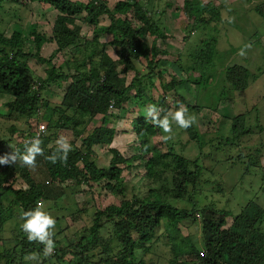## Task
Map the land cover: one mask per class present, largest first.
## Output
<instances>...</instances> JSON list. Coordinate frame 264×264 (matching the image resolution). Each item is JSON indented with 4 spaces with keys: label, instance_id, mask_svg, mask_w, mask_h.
<instances>
[{
    "label": "trees",
    "instance_id": "16d2710c",
    "mask_svg": "<svg viewBox=\"0 0 264 264\" xmlns=\"http://www.w3.org/2000/svg\"><path fill=\"white\" fill-rule=\"evenodd\" d=\"M7 2L23 5L21 0H0V8ZM27 2L51 6L58 11V15L50 39L39 34L35 29L32 32L35 53L26 51L21 33L16 31L9 38L0 32V93L12 97L4 103L8 114L14 115L17 119L27 118L29 121L35 117L38 123H42L39 114L46 108L43 118L50 128L72 130L81 135L87 132L93 118L101 117V123L91 134L82 139L80 147H73L65 152L60 146L57 147L58 145L50 146L51 139L47 133L40 140L41 152L36 155L32 164L17 159L8 166L0 165V202L2 203L4 195L13 193L14 199L9 202L8 207L12 211L17 207L16 212L24 222V212L34 209L37 202L41 204L48 200L55 205L59 203L61 191L69 183L88 185L106 181L110 189L119 191L123 177L121 166L130 167V163L137 159L145 163L147 176H156V173L160 172L159 178H161L164 170L172 168L174 179L169 191L175 199H182L189 189L196 190L198 179L202 176L200 161L198 159L192 161L176 155L172 166V163L167 161L172 149L162 153L152 144L160 127L155 125L151 118L143 115L149 107L148 103L153 105L156 103L159 107L164 105L166 93L177 91L178 83L191 81L189 77H181V82H178L175 77L169 83L159 79L156 83L157 76L160 77L165 72L159 65V56L168 53L164 43L170 36L166 31V23L162 25L160 21L153 20L140 0H120L112 6L107 0L87 2L28 0ZM192 9V4L187 0L184 3V11L189 15V19H193L192 28L196 29V26L200 25L199 29H205L211 22L221 21L220 12L215 8L208 9L209 18L204 15L192 18ZM256 11L264 18L263 8H257ZM104 16L110 20L108 26L99 25L100 19ZM79 20L99 26L97 29L101 34L113 35L111 44L121 48L119 61L125 65L121 71L115 68L113 59L104 52L99 64L93 62L94 57L99 55L98 49L89 51V54L84 51L85 59L77 58L73 68L71 70L67 68L68 71H63L62 67L57 68L53 64L54 52L50 57L42 55L43 47L49 42L56 44V53L68 51L81 37L82 22L79 23ZM212 28L216 30L214 26ZM191 32L190 28L188 35L184 36L185 41L190 35L192 36ZM94 41L97 43L98 38ZM216 45V35L205 37L200 40L196 49L188 54V57L194 60L193 64L201 69L197 80L194 81L199 86L210 81L211 75H207L206 72L214 70L217 65ZM30 57L50 66L45 77L35 79L26 61ZM182 58L180 55L179 60ZM87 60L91 66L89 69L86 68L89 65ZM140 60L146 65V73L140 72L135 65ZM182 63L176 61L171 64L177 76H182L185 72ZM235 67L240 68L241 76L234 74ZM242 67L235 63L231 64L230 61L226 70L230 74L229 79L235 90L246 88L252 79L249 75L250 70ZM157 70H159L158 74ZM131 72L134 74L129 81L128 76ZM68 82L70 85L61 106L52 110L51 107L47 108L50 105L42 95L46 88ZM146 86L149 89L147 91ZM157 93L160 95L158 99ZM181 101L185 103L183 106L186 108V113L188 109H192L182 97ZM175 103L178 109L181 102ZM134 108L139 113L135 119H132L131 126L136 131L140 143L139 155L134 156L133 159H125L117 149H112L109 166L100 168L96 164L93 151L97 145L112 141L114 127H109L110 117L115 116L116 112L119 115L115 119H121ZM49 109L50 112L47 113ZM57 115L58 119L55 121ZM247 118L246 114L230 118V131L228 129L224 135L225 146H234L236 141L242 144L243 138L253 134ZM31 130L32 126H29L28 131ZM262 133L263 131L260 134ZM192 134L191 138L199 143H197L199 147H204L205 143L199 133L196 131ZM25 146H19L20 153H23ZM256 151L257 156L262 154L261 149ZM8 154L4 146L0 150V156ZM52 156L56 157L55 162L50 159ZM248 156L252 159L250 166H257L259 156L255 157L253 149H248ZM35 170L39 171L38 175L32 173ZM40 175L42 178L38 179ZM153 197L146 199L135 197L132 201L123 199L120 205L112 204L98 210L92 227L88 229L89 232L84 233L75 248L63 247L62 242L58 240L63 228L58 225L59 233H54L51 229V238L57 246L55 256L60 258V263L63 264H147L146 256L160 244L164 245L165 240V244L169 245V264H264V208L258 203L248 202L239 214H233L230 211L217 209L213 205H205L200 210L197 207L192 211L179 209L163 200L157 193H153ZM3 214L0 213L1 223L4 222ZM79 217L74 219L78 220L81 218ZM103 217L113 224L109 236L101 235L106 226ZM64 218L65 216L55 218V225L60 224L61 219ZM191 218L195 221H198V218L202 220L201 247H198L190 237L177 235L181 233L179 225ZM164 227L165 234L158 236L159 229ZM15 239L19 240L16 237ZM22 243V248H26L31 256L34 254L43 257L45 254V245L38 240H27ZM67 251L73 255V260L68 259V262ZM6 257H9L7 264H20L19 261L16 262L15 257L7 256L6 253L0 254V259ZM53 259L54 256L49 261ZM45 260L48 261L46 258Z\"/></svg>",
    "mask_w": 264,
    "mask_h": 264
},
{
    "label": "rangeland",
    "instance_id": "374dc122",
    "mask_svg": "<svg viewBox=\"0 0 264 264\" xmlns=\"http://www.w3.org/2000/svg\"><path fill=\"white\" fill-rule=\"evenodd\" d=\"M27 1L21 0L23 5L7 2L0 8V32L9 38L16 31L21 33L26 51L35 53L32 32L35 29L39 34L50 39L58 11L45 4L28 3ZM83 1L87 2L88 0ZM107 1L112 6L120 0ZM140 1L146 6L153 20L160 21L162 25L166 23V31L170 35L169 40L164 42L168 49L167 55L159 56V65L165 72L162 76H157L156 83H158V79L169 83L175 77L178 82H181V77H189L191 80L188 83H178L177 91L166 93L164 105L160 107L156 103L154 105L160 110L162 118L168 112L176 111L175 102L185 104L181 101L182 97L187 104L192 106V109L187 110L186 117H192L193 122L185 128L170 121L171 131L165 133L160 128L159 133L152 140V144L162 153H167L172 149L171 155L167 157V161L171 162L172 166L174 165L173 158L176 155L184 156L192 161L198 159L202 167V176L198 179L196 190L189 189L182 199H175L169 191L174 179V171L171 167L163 171L161 178H159L160 172H157L156 176H147L145 163L141 159L132 161L130 167L121 166L123 177L119 191L110 189L106 181L88 185L69 183L67 187H62L64 189L61 191L59 203L55 205L48 200L41 203L43 210L54 219L65 216L64 219H61L60 224H56L52 228L54 233H59L58 225L63 228L62 234L58 236L63 247L75 248L77 246L84 233H88V229L92 227L98 210L105 209L112 204L120 205L123 199L132 201L135 197L154 198L153 193L159 194L172 206L189 211L197 207L200 210L205 205H213L217 209L239 214L244 206L251 201L264 208V18L256 11L257 8L264 9V0H188L193 8L192 18L202 15L209 18L210 15L207 14V11L210 8H215L220 12L221 21L211 22L205 29H199L200 25H197L196 29L192 28L193 19H189V15L184 11V3L187 0ZM78 22L81 23L82 20ZM81 24V37L68 51L56 53V44L49 42L43 47L42 55L50 57L54 52L53 64L57 68L62 67L63 71H68L73 68L77 58L85 59L83 53L89 54V51L98 49L99 55L94 57L93 62L99 64L104 52L110 55L115 63V68L121 71L125 65L119 61L121 48L111 44L113 35L101 34L97 29L99 26L84 22ZM109 24L110 20L106 16L99 21L101 26ZM213 26L216 30H213ZM190 28L192 36L190 35L185 41L184 36L188 35ZM212 35L217 36V65L214 70L206 72L207 75L212 76V78L210 76V81L199 86L194 81L197 80L201 69L193 64L194 60L188 57V54L196 49L202 38ZM95 38H98L97 43L94 41ZM180 55L183 57L181 60H179ZM27 59L29 69L35 75V79L46 76L50 67L48 64L41 63L33 57ZM176 61L179 63L183 61L185 72L182 76L175 75V71L172 69L171 64ZM230 61L231 64L242 65V69L250 70L249 75L252 79L249 82L247 79L246 88L235 90L232 86L229 79L230 74L226 71ZM93 62L91 61L92 64ZM87 64L89 65L86 68L89 69L91 67L89 60H87ZM135 65L140 72L146 73V65L141 60ZM238 67L233 69L234 74L241 76ZM156 72L158 74L159 70ZM133 74V72L129 73V81ZM69 85L70 82L46 88L42 95L50 105L47 108L51 107L52 110L61 106ZM145 88L146 91L149 90L147 86ZM156 96L158 99L160 95L157 93ZM10 99H12L10 95L0 93V150L5 146L8 153L11 154L15 150V143L21 140L22 132H26L29 126L39 121L35 117L29 121L27 118L17 119L14 115H9L4 103ZM151 104L153 105V103H148V106L150 107ZM45 109L40 111L39 118H42V124L48 126L50 146L58 145L57 147H59L58 141L63 139L70 145L69 149L80 147L82 139L91 134L101 123V117L93 118L87 132L83 135L72 130L50 128L43 118ZM50 109L47 113L50 112ZM147 109L143 115H146ZM164 110H166L165 113ZM137 113H139L138 110L134 108L121 119H115L119 115L116 112L115 116L110 117L109 127H114L112 141L97 145L93 151L96 164L100 168L109 166L112 149H117L125 159H133L134 156L139 155L140 143L137 140L136 131L131 126L132 119L138 116ZM240 114L248 116V123H250L253 134L243 138L242 144L236 141L234 146H225L226 137L224 135L228 129L230 131V118ZM57 119L58 115L55 117V121ZM196 131L205 143L202 148L199 147L198 142L191 138L194 135L192 133ZM262 131L263 133L260 134ZM250 148L253 149L255 157L259 156L257 166H250L252 160L248 156ZM256 149H261L262 154L257 156ZM32 173L38 175L39 171L35 170ZM40 178H42L41 175L38 179ZM13 199L14 194L8 193L3 196L2 203L0 202V213H4L2 216L4 222H0V254L11 255L20 264H63L60 263L61 259L55 256L57 250L55 245L52 251L48 255L44 254L43 257L34 256V254L31 256L26 248H22V241H27L28 238L22 227L23 219L16 212L18 211L17 207H14L13 211L8 207L9 202ZM77 216L81 218L75 220L74 217ZM103 221L106 226L101 235L109 236L113 224L107 222L106 219ZM201 222L202 220L199 218L198 221L192 218L184 221L179 225L181 233L177 234L178 237L188 236L198 247H201ZM157 234L158 236L165 234V227L159 229ZM15 237L19 240L17 241ZM53 256L54 259L49 261ZM66 256L67 262L68 259L73 260V255L69 251ZM8 258L0 259V264H7ZM169 258V245H166L164 240V245L160 244L146 256V262L147 264H169Z\"/></svg>",
    "mask_w": 264,
    "mask_h": 264
},
{
    "label": "clouds",
    "instance_id": "9594fccd",
    "mask_svg": "<svg viewBox=\"0 0 264 264\" xmlns=\"http://www.w3.org/2000/svg\"><path fill=\"white\" fill-rule=\"evenodd\" d=\"M241 55H243V52H241ZM145 117L151 118L152 122L163 129L165 133L171 131L170 121L174 122L180 127L185 128L190 126V124L193 122L192 117H186V108L182 104L175 112H168L162 118L160 117V110L157 108V106L152 105L148 107ZM41 124L42 123L38 122L36 124L33 123L31 131L27 130L26 132H22V136L20 137L21 140H18L14 145L15 150H13L11 154L9 153L8 155L0 156V165L8 166L11 163H15L17 159H21L26 164H32L36 155L41 152V141L38 136L29 141L28 139L34 135L36 129ZM58 144L65 152L70 148V145L63 139L58 141ZM23 145H26L25 149L23 153H20L19 146ZM50 159L55 162L56 157L52 156ZM23 216L24 223L22 227L27 233L28 240H38L42 242L45 245V254L50 253L54 246V242L51 238V229L55 225V219L43 210V206L40 204V202H37V206L34 209L24 212Z\"/></svg>",
    "mask_w": 264,
    "mask_h": 264
},
{
    "label": "built area",
    "instance_id": "2783aa9c",
    "mask_svg": "<svg viewBox=\"0 0 264 264\" xmlns=\"http://www.w3.org/2000/svg\"><path fill=\"white\" fill-rule=\"evenodd\" d=\"M46 132H47V127H46V125L41 124V125H39L38 128L36 129L34 135H33L31 138L28 139V141L31 140V139H33V138H35V137H37V136H38L39 139L41 140V139L46 135ZM28 141H27V142H28Z\"/></svg>",
    "mask_w": 264,
    "mask_h": 264
}]
</instances>
